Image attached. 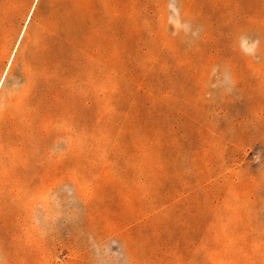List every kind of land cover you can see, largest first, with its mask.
I'll return each instance as SVG.
<instances>
[{
    "label": "rangeland",
    "instance_id": "374dc122",
    "mask_svg": "<svg viewBox=\"0 0 264 264\" xmlns=\"http://www.w3.org/2000/svg\"><path fill=\"white\" fill-rule=\"evenodd\" d=\"M0 264H264V0H0Z\"/></svg>",
    "mask_w": 264,
    "mask_h": 264
}]
</instances>
